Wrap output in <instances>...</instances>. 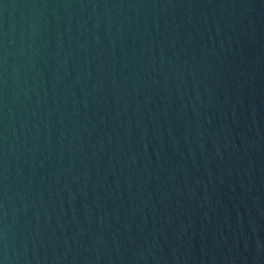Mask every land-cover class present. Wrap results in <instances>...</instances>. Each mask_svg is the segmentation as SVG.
Instances as JSON below:
<instances>
[{"label":"water","instance_id":"obj_1","mask_svg":"<svg viewBox=\"0 0 264 264\" xmlns=\"http://www.w3.org/2000/svg\"><path fill=\"white\" fill-rule=\"evenodd\" d=\"M0 264H264V0H0Z\"/></svg>","mask_w":264,"mask_h":264}]
</instances>
